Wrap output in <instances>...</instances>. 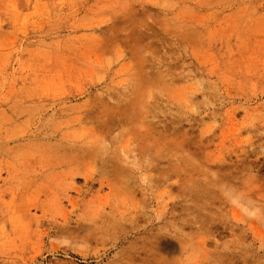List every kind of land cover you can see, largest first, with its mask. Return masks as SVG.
Returning <instances> with one entry per match:
<instances>
[{
  "label": "rangeland",
  "instance_id": "1",
  "mask_svg": "<svg viewBox=\"0 0 264 264\" xmlns=\"http://www.w3.org/2000/svg\"><path fill=\"white\" fill-rule=\"evenodd\" d=\"M0 264H264V0H0Z\"/></svg>",
  "mask_w": 264,
  "mask_h": 264
},
{
  "label": "bare ground",
  "instance_id": "2",
  "mask_svg": "<svg viewBox=\"0 0 264 264\" xmlns=\"http://www.w3.org/2000/svg\"><path fill=\"white\" fill-rule=\"evenodd\" d=\"M140 96V94L138 95ZM136 104V103H135ZM134 106V105H133ZM137 108V107H136ZM135 108V109H136ZM115 109V108H113ZM109 110V109H108ZM112 110V109H111ZM132 110V108H131ZM148 110V109H147ZM115 111V110H113ZM130 111V109H129ZM110 112V110L108 111ZM107 112V113H108ZM117 111H115V114H116ZM128 112V111H127ZM106 113V112H105ZM104 113V114H105ZM114 112H111V114L113 115ZM124 113V112H122ZM139 114V113H138ZM129 115V114H128ZM137 115V114H136ZM104 116V115H103ZM110 116V115H109ZM119 116V115H118ZM111 117V116H110ZM115 118H117L116 116H114ZM140 117V116H139ZM142 117V116H141ZM140 117V119H141ZM109 118V117H108ZM127 118V117H126ZM124 119V118H118V120L115 119V123L117 125V128H125L127 126H132L131 128H135V124H136V121L133 119V120H130V119ZM139 119V118H138ZM110 120V119H109ZM140 122V121H139ZM138 122V123H139ZM109 123V122H108ZM96 124V123H95ZM94 124V125H95ZM110 125V124H109ZM141 125V124H139ZM142 128V127H141ZM106 129V128H105ZM116 129V128H115ZM140 129V127L138 128ZM130 130V129H129ZM60 129L57 128V127H51L49 129L46 130V133H44L42 136H34L35 139H40L45 145H46V148L41 152V155L40 156H50V155H58L59 157V161L50 168V170H47V171H43L42 173L40 174H35L33 177L35 178L34 181H37V182H34L33 184H31V188L33 187H36L38 185V179H40L41 181H45V180H48L49 181H52L55 179L56 175L58 174H62L63 176H65V178H69L71 180V182L73 183L78 177H83L84 178V185H88V184H93V182H98L100 188H102L105 184L108 186V188L110 189V195H113V196H119L117 194V192L112 189L113 185L111 183H109L110 181L106 179V174H107V171H108V167L111 163V160L109 159L108 156H105V154H103L101 156V158L99 159V161L97 159H95V168L97 165H100L99 166V170L97 171L98 173H96V171L94 170H89L87 168V165H86V162L88 157H90V151L91 150V147L90 146H87L85 145L86 143L82 142V143H77V142H74V141H70L68 139H64L61 137L60 135V138L58 139V133H59ZM93 131V130H92ZM117 131V130H116ZM126 131V130H125ZM128 131V130H127ZM133 131V130H132ZM135 131V130H134ZM102 133V132H101ZM90 134V133H89ZM124 134V133H123ZM113 135V134H112ZM128 135V134H126ZM125 135V137H126ZM149 136V135H148ZM110 137V136H109ZM108 139V138H107ZM132 139V138H131ZM150 140V139H149ZM131 141V140H130ZM69 142V143H68ZM103 142V141H102ZM101 144V143H100ZM127 144V143H126ZM95 145V144H94ZM128 145V144H127ZM95 149V148H94ZM98 150V148H96ZM95 149V151H97ZM94 153V151L92 152V154ZM97 153V152H96ZM95 154V153H94ZM99 154V153H98ZM100 155V154H99ZM97 155V158L98 156ZM115 156V155H114ZM118 156V155H117ZM91 159V157H90ZM113 162V161H112ZM91 163H88V165L90 166ZM86 165V166H85ZM93 167V166H91ZM94 168V167H93ZM117 168V166L115 167ZM56 170H60L59 172H56ZM118 171V169H117ZM127 171V170H125ZM116 172V171H115ZM119 172V171H118ZM129 173V172H128ZM42 174V175H41ZM121 174V172H120ZM137 174V173H136ZM116 175V174H115ZM118 175V173H117ZM114 176V179L117 181V179L119 180L120 177L118 176ZM124 179V178H122ZM121 181V180H120ZM71 184V183H70ZM123 185L125 183H122ZM73 185V184H72ZM73 187V186H72ZM71 189V187H70ZM74 189V188H73ZM75 190L77 191V188L75 187ZM144 194V193H143ZM126 195V193L124 194ZM145 195V194H144ZM162 196H160L161 198ZM157 199V198H156ZM155 199V200H156ZM160 200V199H159ZM149 202V201H148ZM147 200H146V205L143 206V208L147 209V207L149 206ZM157 202V201H155ZM152 203V202H151ZM153 204V203H152ZM135 206V205H134ZM181 208L182 209V205H181V202H175L173 203V207L175 208ZM150 207V206H149ZM131 210V215L132 218L130 219V222H131V225L133 223V221L135 220V218L139 215L138 214V211H137V208L136 207H132L130 208ZM116 210V209H115ZM114 210V211H115ZM119 210V209H118ZM117 210V211H118ZM126 211V210H125ZM122 212H124V210H122ZM143 212V211H141ZM118 213H120L118 211ZM165 213V211L163 212H160V213H156L157 214V217L158 219H162L160 218L163 214ZM167 213V212H166ZM165 213V214H166ZM117 213H115L116 215ZM143 214V213H141ZM118 215V214H117ZM116 215V216H117ZM119 217L123 218L122 216V213L119 215ZM117 219V217H115ZM153 218H155L153 216ZM171 218H175L176 217L174 215L171 216ZM114 219V218H113ZM115 220V219H114ZM126 220V218H125ZM154 221V220H153ZM152 222V221H151ZM116 223V222H115ZM150 223V222H149ZM155 223V222H154ZM118 224V223H117ZM151 224V223H150ZM130 225V226H131ZM235 226L238 227V228H244V224L240 225L239 223H235ZM222 228V232H229L228 234H230L233 229L231 227H228L227 225H224L221 227ZM152 230V229H151ZM152 235V234H151ZM153 245H154V248L157 250V251H161V252H164V253H174L176 251V243L171 240L167 235L161 233L160 232H157L154 236H153V241H152Z\"/></svg>",
  "mask_w": 264,
  "mask_h": 264
}]
</instances>
